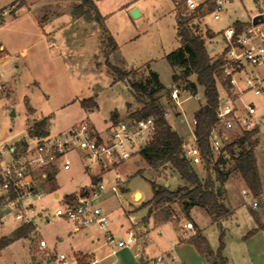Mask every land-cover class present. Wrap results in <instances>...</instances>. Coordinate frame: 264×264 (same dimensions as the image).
Returning <instances> with one entry per match:
<instances>
[{
  "label": "rangeland",
  "instance_id": "1",
  "mask_svg": "<svg viewBox=\"0 0 264 264\" xmlns=\"http://www.w3.org/2000/svg\"><path fill=\"white\" fill-rule=\"evenodd\" d=\"M82 1L0 0V10H12L0 20V44L4 46L0 58L2 165L9 163L13 155H24L36 148L40 138L30 133L36 120L48 118L51 135L64 132L84 120L104 131L112 120L113 112H119L121 116L118 118H124L140 109L143 103L137 99L139 92L132 85L145 83L151 76L150 71L158 73L166 87L158 96L169 112L167 121L184 142L193 143L191 122L204 102L203 91L200 87L197 94L182 96L180 111L170 98L174 70L166 59V55L180 45L177 35L180 12L184 17H193L191 26L205 39L207 53L211 57H219L226 48L224 29L236 22H249L258 14L259 7L264 6L263 0H229L221 17L214 19L212 1L201 4L199 16L188 12L181 0H92L91 6L81 5ZM135 8L140 12L138 17L131 13ZM74 13L85 15L73 18ZM208 30L215 33L212 38L208 37ZM113 67L117 72H112ZM248 68L251 69L250 66ZM119 72H129L130 75L119 79L116 78ZM194 78L189 76L191 80ZM219 93L223 97L222 88ZM90 97L98 103L93 111L84 109L80 103ZM245 100L255 105L258 116H264V93H247ZM257 127L259 146L256 152L264 177V123L258 122ZM218 128L222 147L214 150L215 158L226 144L242 134L239 129L228 131ZM10 147L15 148L14 154ZM69 158L71 169L55 173V178L51 177L41 187L44 191L52 193L58 187L62 198L66 193L89 184L91 175L85 171L78 153L72 152ZM224 169L229 172V188L234 201L232 215L223 219L220 226L212 222L204 209L194 207L188 215L177 201L172 202L171 207L178 224L173 221L155 224L154 215L149 211L153 206L147 204L154 195V183L168 182L169 189L174 190L184 185V181L170 167L155 171L140 155L125 160L102 175L108 189L103 206L113 233L117 238H125L127 229L132 225L129 217L133 216L138 220L134 226L139 237L135 250L140 245L149 257L169 252L177 260L183 259L185 264H204L201 258L193 257L194 247L189 242L175 248V240L183 233L181 226L192 219L201 227L215 251L223 243L221 253L226 258V264H264V230L252 232L254 228H264V204L255 209L246 203L250 201V196L241 201L242 196L236 190L242 188V178L234 170L230 158L226 159ZM197 172L200 176L206 174L204 163L197 166ZM116 178L120 180L117 194L110 189ZM137 189L142 197L134 196L132 199V193ZM49 193L37 203L38 206H58V201L53 200ZM251 209L258 215V221ZM3 214L0 211V239L12 237L19 225L13 213L4 214L5 219ZM146 221H149V227ZM36 223L37 230H32L27 237L34 253L31 262L26 260L21 248L27 244V239H21L0 250V264H76L75 254L79 248L75 236L70 235L73 224L64 220L50 223L37 220ZM90 232L98 236L94 246H100L95 253V257L101 259L100 264H135L128 250L109 255L111 248L98 228H91ZM40 239L47 242L44 250L39 249ZM82 248L89 251L93 246L84 245ZM62 254L66 257L65 261L60 260ZM77 256L85 259L83 264H90L91 257Z\"/></svg>",
  "mask_w": 264,
  "mask_h": 264
},
{
  "label": "built area",
  "instance_id": "2",
  "mask_svg": "<svg viewBox=\"0 0 264 264\" xmlns=\"http://www.w3.org/2000/svg\"><path fill=\"white\" fill-rule=\"evenodd\" d=\"M188 12L196 9L207 1L214 4L213 17L219 19L229 0H181ZM264 1V0H263ZM11 9L0 10V20L11 13ZM264 16V6L262 7ZM227 52L222 66L226 77V85H220L224 95L218 96L216 115L218 126L232 131H251L263 122V116L257 115V109L252 102L245 100L247 93L260 95L264 93V21L253 24L252 18L248 24L237 32L235 26H229L223 31ZM4 47L0 45V58ZM251 67V69L248 68ZM2 67L0 62V76ZM1 91V87H0ZM184 95H190L188 88L173 82L170 88L172 102L180 108ZM205 105V101L201 103ZM169 112L165 110L164 116ZM191 125L194 131V142L183 144L190 163L193 166L203 163L201 149L198 145L195 127L197 119L193 116ZM155 118L153 116L134 117L131 114L124 118L110 120L104 131H99L93 123L84 120L64 132L47 135L38 140L36 148L24 155H17L9 163L1 164L0 156V197L2 209L13 213L14 220L19 225H32L37 230V220L50 223L54 220H64L73 224L77 229L98 228L104 236L105 243L110 246L109 255H115L119 250L131 249L138 241L134 226L138 223L130 216L131 226L126 231L125 238H117L111 229V221L103 206L102 200L107 187L103 183L102 175L116 168L122 162L140 155V151L147 146L155 135ZM211 147L218 150L222 147L219 128H215L210 135ZM5 152V151H4ZM76 152L79 155L85 171L94 178L90 185L79 191L65 195L58 199V206L51 208L37 205L45 193L40 184L51 178L60 170H70L72 161L69 155ZM226 155L227 153L224 152ZM224 155V156H225ZM120 180L115 179L111 190L117 194ZM244 198L250 196L246 202L257 209L264 204V190L254 197L249 189L242 191ZM14 194V196H12ZM73 194V195H72ZM123 226V225H122ZM182 237L187 239L194 235L191 222L184 224ZM191 232V233H190ZM39 247L46 248L47 242L39 240ZM135 264H172L173 256L169 252L154 257L144 254L142 247L134 252ZM60 260L66 257L60 255ZM101 259L92 257L90 264H100Z\"/></svg>",
  "mask_w": 264,
  "mask_h": 264
},
{
  "label": "trees",
  "instance_id": "3",
  "mask_svg": "<svg viewBox=\"0 0 264 264\" xmlns=\"http://www.w3.org/2000/svg\"><path fill=\"white\" fill-rule=\"evenodd\" d=\"M81 5L91 6L93 3L92 0H83ZM200 6L196 9L194 16L201 14ZM178 7H180L179 4L177 9ZM77 14L74 16L85 15L84 13ZM192 18L184 17L180 12L177 24L180 45L168 53L166 59L174 70L173 82L184 84L191 95L197 94L199 88H202L205 105H200L194 116L197 119L195 133L202 152L206 177L204 179L199 177L183 149L184 140L164 116L165 109L158 95L166 87L160 81L158 73L150 71L151 76L145 83H134L132 85L139 92L137 99L141 100L143 104L140 109L135 110L131 115L134 117L153 116L155 118V135L152 141L140 151L142 159L155 171L160 172L162 169L170 167L184 181V185H179L174 190L169 189L164 184L154 183V195L147 204L153 206V209L149 211L151 214L153 213L155 223L162 224L171 221L174 218L171 202L177 201L183 205V209L188 215L194 207L204 209L210 215L212 221L220 226L221 220L228 218L231 214L224 200V186L229 178V172L224 169L226 164L224 152L230 156L234 170L240 174L253 196L257 197L262 190L263 182L256 157V148L259 144L256 138L258 127L251 131H242L241 136L226 144L220 155L215 158L210 143V135L215 128L219 127L216 108L220 85H226L227 83L222 70L227 49H224L221 56L211 57L207 53L205 39L191 26ZM247 24L248 22H236L234 26L237 32H240ZM214 35L213 31L208 30L209 38ZM111 70L115 73L116 68L113 67ZM129 75V72H119L116 74V78L124 79L128 78ZM191 75L195 77L194 80L189 79ZM136 90H134V93ZM80 103L84 109L90 111L98 106L94 97L84 99ZM127 107H129V104H127ZM118 116V112L115 111L112 113L111 119L116 120ZM32 126L31 134L37 135L39 138L49 135L48 118L36 120ZM92 180L94 181V178ZM68 196H71V194ZM1 201L2 197H0V203ZM33 229L32 225L19 226L14 230L12 237L0 239V250L15 240L29 237ZM189 242L196 247L199 253L204 254L209 259L210 264L227 263L226 258L221 253L222 242L215 252L210 247L207 239L198 232L189 239ZM84 260L83 258L78 259L80 264H83Z\"/></svg>",
  "mask_w": 264,
  "mask_h": 264
},
{
  "label": "crops",
  "instance_id": "4",
  "mask_svg": "<svg viewBox=\"0 0 264 264\" xmlns=\"http://www.w3.org/2000/svg\"><path fill=\"white\" fill-rule=\"evenodd\" d=\"M16 4H19L20 2H15ZM18 9H20V6L18 7ZM75 17H77V16H73V18H75ZM245 23V22H244ZM1 46H3L2 44H0ZM4 47V46H3ZM213 58H217V57H213ZM159 79H160V77H159ZM95 101L97 102V100L95 99ZM98 104V103H97ZM127 109H129V107H127ZM118 114H119V112H118ZM120 115V114H119ZM121 116V115H120ZM169 122V121H168ZM49 134H51L50 133V130H49ZM256 138H257V135H256ZM258 139V138H257ZM258 141H259V139H258ZM258 146H259V144H258ZM258 146H257V148H258ZM257 148H256V151H257ZM10 151L12 152V154H14L15 153V148L14 147H10ZM15 157V155H13V158ZM256 157H257V163H258V167H259V171H260V175H261V178H262V182H263V185H264V177H263V175H262V172H261V169H260V164H259V158H258V155H257V152H256ZM227 158H230V156L228 155V154H226L225 155V159H227ZM231 159V158H230ZM197 166H200V165H196V166H194V168H195V170H196V172H197ZM198 173V172H197ZM199 175V174H198ZM50 176L51 177H54L55 178V174H50ZM199 177L201 178V179H204L205 177H206V174L204 175V176H200L199 175ZM91 180H92V177L90 178V181H89V184H87V185H83V186H81V188H84V187H86V186H88V185H90V183H91ZM229 181H230V176H229V178H228V180H227V182L225 183V186H224V188H225V203H226V205H227V207L229 208V210L231 211V214L230 215H232V213H233V208H232V202L234 201V199H233V195H232V191H231V189L229 188ZM46 183V182H45ZM45 183H42V184H40V188L42 187V186H44L45 185ZM168 184V186H166ZM164 185L166 186V187H168V188H170V184L168 183V182H164ZM80 188V189H81ZM42 189V188H41ZM79 188L76 190V191H73V192H68V193H66L65 195H67V194H70V193H74V192H77V191H79L80 190ZM245 189H248L246 186H245V183H244V181H243V179H242V188L241 189H238V190H236V193L237 194H240V196H242V200L241 201H243L244 200V196H243V193H242V191L243 190H245ZM43 190V189H42ZM172 190V189H171ZM44 191V190H43ZM137 191H140V190H135L133 193H132V199H133V197H134V193L135 192H137ZM141 192V191H140ZM44 193L45 194H47V193H49V192H46V191H44ZM50 195H52V197H53V200H55V201H58V199H60L61 198V195H60V193L58 192V187H57V190L56 191H53L52 193H49ZM142 194V193H141ZM102 203H103V200H102ZM174 203V202H173ZM171 205H172V202H171ZM244 205V204H243ZM229 206H231V208L229 207ZM3 209L2 208H0V211L1 212H4V214L6 215V214H8V211H2ZM252 211H253V209H251ZM4 214L2 215V216H4ZM253 216L255 217V220L256 221H258V219H257V214L253 211ZM176 216H175V214H174V218L171 220V221H173V222H175V224H178L177 222H176ZM3 219H5V216H4V218ZM189 220H191V222L195 225V227H196V229H195V233H200V234H202L206 239H207V237L205 236V234L203 233V230L201 229V227L196 223V221H194V220H192V219H189ZM212 220V219H211ZM262 220L264 221V215L262 216ZM222 221L223 220H221V222H220V225H221V223H222ZM155 222V221H154ZM189 222V221H188ZM213 222V221H212ZM165 223V222H164ZM214 224H216L215 222H213ZM145 224H146V226L147 227H149L150 226V223H149V221H146L145 222ZM155 224H157V223H155ZM217 225V224H216ZM20 225H18L17 226V228L19 227ZM218 226V225H217ZM91 228H96V227H91ZM91 228H88V229H77V228H75L74 227V229H72L71 231H70V235H73V236H75L74 238L76 239V243H77V247L79 248V249H77V252H76V254H75V262H76V264H80L79 263V261H78V259L80 258V256L78 257L77 255H81V256H89V257H95V253L99 250V248H100V246H94V244L96 243V240L98 239V236H97V234L94 232H90V230H91ZM181 229H182V231H184L185 229H184V224L181 226ZM255 232H258V231H261V230H264V228H254L253 229ZM254 232V233H255ZM191 233V232H190ZM193 236V234L192 235H190L189 236V239L191 238ZM21 239H27L26 240V245H23L21 248H22V250L25 252V257H26V260H28V259H30V262H31V257L34 255V253H33V251L31 250V245L29 244V239L28 238H21ZM21 239H18V240H21ZM87 239V244L85 243V240ZM189 239L187 238V239H184L182 236H179V238L177 239V241L175 240V248H180L181 246H182V244L183 245H185V244H187L188 242H189ZM18 240H15V241H18ZM14 241V242H15ZM207 241H208V239H207ZM14 242H12V243H14ZM209 242V241H208ZM12 243H10V244H12ZM137 243H138V241H137ZM137 243H135V244H137ZM190 243V242H189ZM9 244V245H10ZM190 244H192V243H190ZM210 244V243H209ZM84 245H89L90 247H92L93 246V248H91V250H89V251H86V248H82ZM193 245V244H192ZM80 246H81V248H80ZM178 246V247H177ZM139 247H141L140 245H138V246H136V249L137 248H139ZM193 247H194V249H192L193 251V253H194V255H193V257H195L196 256V258H201V260H204L203 262H204V264H210L209 263V259L204 255V254H201V253H199L198 251H197V249H196V247L193 245ZM210 247H211V245H210ZM212 248V247H211ZM39 249L40 250H44L45 248H40L39 247ZM143 249V248H142ZM122 250H128L129 252V254L131 255V257H132V259H133V261H134V263H135V259H134V252H135V249H134V246L131 248V249H122ZM121 250V251H122ZM144 250V249H143ZM212 250L215 252V250L212 248ZM27 252V253H26ZM119 252H120V250H119ZM27 254V255H26ZM110 254V253H109ZM117 254V253H116ZM173 256V255H172ZM177 261H178V263H177ZM185 264L184 263V260L183 259H178L177 260V258H175L174 256H173V260H172V264Z\"/></svg>",
  "mask_w": 264,
  "mask_h": 264
},
{
  "label": "water",
  "instance_id": "5",
  "mask_svg": "<svg viewBox=\"0 0 264 264\" xmlns=\"http://www.w3.org/2000/svg\"><path fill=\"white\" fill-rule=\"evenodd\" d=\"M131 13L134 17H138L140 15V12L137 8L133 9ZM263 21H264V16L262 14V7H259V12L257 15H255L253 17L252 22H253V24H258V23L263 22ZM262 121L264 123V116H263ZM166 186H168V184Z\"/></svg>",
  "mask_w": 264,
  "mask_h": 264
},
{
  "label": "bare ground",
  "instance_id": "6",
  "mask_svg": "<svg viewBox=\"0 0 264 264\" xmlns=\"http://www.w3.org/2000/svg\"><path fill=\"white\" fill-rule=\"evenodd\" d=\"M134 196H135L136 198H141V197H142V194H141L140 191H137V192L134 193Z\"/></svg>",
  "mask_w": 264,
  "mask_h": 264
}]
</instances>
